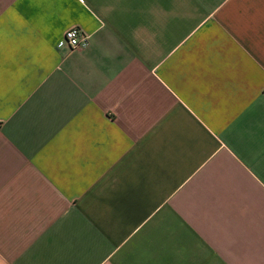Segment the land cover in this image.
I'll return each instance as SVG.
<instances>
[{
  "label": "crops",
  "instance_id": "obj_1",
  "mask_svg": "<svg viewBox=\"0 0 264 264\" xmlns=\"http://www.w3.org/2000/svg\"><path fill=\"white\" fill-rule=\"evenodd\" d=\"M0 264H264V0H0Z\"/></svg>",
  "mask_w": 264,
  "mask_h": 264
},
{
  "label": "built area",
  "instance_id": "obj_2",
  "mask_svg": "<svg viewBox=\"0 0 264 264\" xmlns=\"http://www.w3.org/2000/svg\"><path fill=\"white\" fill-rule=\"evenodd\" d=\"M88 38L80 29L70 28L64 32L59 48L66 47L70 50L85 48L88 44Z\"/></svg>",
  "mask_w": 264,
  "mask_h": 264
}]
</instances>
